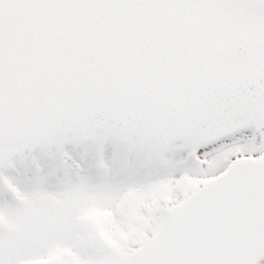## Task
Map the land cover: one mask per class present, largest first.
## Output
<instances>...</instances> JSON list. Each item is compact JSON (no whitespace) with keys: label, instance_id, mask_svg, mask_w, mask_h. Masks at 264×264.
<instances>
[{"label":"snow or ice","instance_id":"6c2138e0","mask_svg":"<svg viewBox=\"0 0 264 264\" xmlns=\"http://www.w3.org/2000/svg\"><path fill=\"white\" fill-rule=\"evenodd\" d=\"M0 264H264V0H0Z\"/></svg>","mask_w":264,"mask_h":264}]
</instances>
